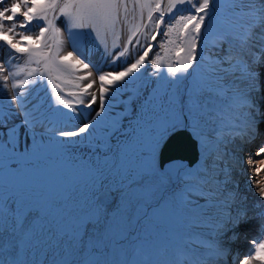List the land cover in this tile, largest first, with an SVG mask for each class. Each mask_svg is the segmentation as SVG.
Segmentation results:
<instances>
[{
	"label": "snow or ice",
	"instance_id": "snow-or-ice-1",
	"mask_svg": "<svg viewBox=\"0 0 264 264\" xmlns=\"http://www.w3.org/2000/svg\"><path fill=\"white\" fill-rule=\"evenodd\" d=\"M185 5L184 14L166 19ZM33 24L38 32L28 31ZM161 35L167 39L159 46L174 45L175 60L150 55ZM87 38L118 70L96 69L80 50ZM0 47L6 49L0 58L6 166L23 169L56 143L65 162L83 166L91 178L83 209L78 186L50 205L26 193L8 196L0 232L12 243L0 247L10 248L12 259L0 264H26L20 260L24 243L37 228L56 243L36 264H264V240L253 241L254 250L243 257L225 243L238 238L242 224L264 228V181L255 179L264 158L245 161L237 154L264 136V0H0ZM21 59L23 65L13 63ZM149 66L148 75L167 87L127 89ZM54 71L71 72L77 90L66 91ZM41 86L46 110L32 100ZM125 90L132 94L113 111L114 95ZM77 119L72 128L62 126ZM185 128L200 157L168 167L163 149ZM81 140L87 141L86 158L72 151ZM236 140L238 149H230ZM255 155L264 157V142ZM245 163L259 198L255 205L233 178ZM168 216L191 229L170 250L149 251L147 238L161 224L170 229ZM133 232L136 243L126 246Z\"/></svg>",
	"mask_w": 264,
	"mask_h": 264
},
{
	"label": "bare ground",
	"instance_id": "bare-ground-1",
	"mask_svg": "<svg viewBox=\"0 0 264 264\" xmlns=\"http://www.w3.org/2000/svg\"><path fill=\"white\" fill-rule=\"evenodd\" d=\"M171 18H174V15ZM166 19H169V18L166 17ZM60 23H62V22H60ZM172 35H173V38H175V31L173 32ZM166 39L167 38L164 37L163 35L159 36L157 38V42H156L157 46L154 47L153 52L150 55L154 57L157 54H159L160 56L165 57L166 60H175L176 59V57H175L176 48H175L174 45L165 43L163 48H161L159 46V41H165ZM110 43H111V41H109V44ZM2 48L3 47H0V49H2ZM67 50H71L70 43H68V44L65 45V51H67ZM80 50L82 52H84V54L86 53V51H88V52H90L92 54V55L91 54H85V55L89 58L90 62L96 67V69H98L99 71H107V70H109V68H107V67L110 66V65H107V62L105 64H103V63H101L102 62V59L100 61L99 58L95 57L96 52H99L100 53V51L98 50L97 45L93 42V40L91 38H87L86 40H84L81 43ZM152 70L153 69H152L151 66L145 68L143 70V72L141 73L140 77L138 78V80L135 81V82H132L131 84H129L127 86V89L134 90L135 87L140 82H144V81H145V83H147L149 85V87L154 86L156 83H161V87L162 88L167 87V82H165V81H155V79L153 77H151V76L148 75V73L151 72ZM67 73H70L71 74V72H67ZM67 73H65V74H67ZM65 74H60V73H57V72L54 71L53 72V79H56V77L59 76L60 78L56 82L61 83L62 86H65L68 83V81L66 82V79H65V76H64ZM80 74H83V73H78L76 75H80ZM96 74H98V72L97 73H94V75H96ZM72 76H73V78H72ZM71 78L73 79V82L71 83V85L65 86V88H67V89H70V88H74L75 89V87H74L75 76L73 74H71V77L69 79L71 80ZM39 89H40V92H39L40 93V97H38L39 96L38 95L37 97L39 99L38 98H35L33 101L35 103L41 104V107L46 110L47 109V93H46V90L42 86ZM70 90L71 91H75L77 89H75V90L70 89ZM129 90H125V92H128L127 93V96L132 94V91H129ZM125 99H127V97H125ZM70 121H73V120H70ZM185 129L191 134V136L195 140V136L193 135L192 130L191 129H188V128H185ZM230 147L231 146L229 145V148ZM196 149H197V158L199 159V157H200V149H199L197 143H196ZM38 154H42L43 156H35L33 158L32 162L29 165L25 166L23 169H20V172H18L19 173V176H18V179L19 180H22L23 177H21V176H24V177H34L35 174L33 172H39L41 170H44L49 165H53L55 168H61V167L62 168H66V170H68L70 172L76 171L77 169H82V168H79L77 166H72V165L67 164L65 162V159H64L63 155H62V151L60 150L59 146H57L56 144H54V145L52 144V145L46 146V148L44 149V151H42V152H40ZM181 163L182 164H185V162L182 161V160H180V159H169V160H167V166L168 167H172L173 164H181ZM0 164H6L5 159H4V157L2 155H0ZM46 181H48V180H46ZM47 184H49V182ZM17 185H18L17 186V189L19 191H23V190H25V192L27 191V186L25 188H23L19 184H17ZM44 185H45V183H44ZM37 187L40 188L41 186L38 185ZM112 198L113 199L117 198V195L115 193H113L112 194ZM173 222L176 225H179L178 222H176L175 220H173ZM31 260L32 259H30L28 261H31Z\"/></svg>",
	"mask_w": 264,
	"mask_h": 264
},
{
	"label": "rangeland",
	"instance_id": "rangeland-1",
	"mask_svg": "<svg viewBox=\"0 0 264 264\" xmlns=\"http://www.w3.org/2000/svg\"><path fill=\"white\" fill-rule=\"evenodd\" d=\"M179 7H181L183 11L182 12L175 13L174 14V18L167 19L169 22H171L172 20L175 19V15L184 14V12H186L188 10V8H189V6H187V5H185V6H179ZM62 20L63 19L61 18V20L58 22L60 24V26H64V23H63L64 21H62ZM60 22H62V23H60ZM28 31L29 32H33V33L38 32L37 25L36 24H33L32 27L28 29ZM1 53H2V50L0 49V54ZM85 54H91V53L88 52V51H86ZM4 55H5V52L2 53V56H4ZM205 55H207V50H205ZM95 57L99 58L100 61L102 59V62L101 63H103V64L106 63L101 53L96 52ZM13 63H19V64L23 65L24 64V60L21 59V60H18V61H14ZM107 65H110L109 70H113V71L118 70V65H116V64H109V63H107ZM120 66H122V65H120ZM65 77L70 78L71 75L69 73H67ZM21 78H22V76H21ZM72 78H73V76H72ZM72 78H71V80L65 86L71 85V83L73 82V79ZM180 87L182 88L183 85H180ZM39 88H41V87H38L33 92V94H35L36 96L39 95L38 97H40V93H39L40 92V89ZM70 89L75 90L74 88H70ZM70 89H67V90L71 91ZM127 93L128 92L121 91V92H117L115 95H123L124 97H126L127 96ZM3 96H4V94L3 93H0V99H2ZM111 102H112V104L114 106L113 107V111H114L116 109L115 106L117 105V102L116 101H114V103H113V101H111ZM85 144L86 143H83L80 146V150L82 152L83 157H88L90 155V152H89V149L87 147H85ZM133 160H134V157H133ZM77 167L82 168V169H77L75 172L69 173L70 176H67V177H56L54 179L52 178V180H55L56 184H59L61 187L53 190V192H47V193H45V195L38 194V197H42L43 198L42 200H40L38 202H40V203H46V204H49V205L50 204H53V203H59L60 201H62L64 199L65 192L68 189H70V188L76 189L77 186H78L79 187V191L81 193V199H80L79 204L77 205V207H80L81 209H83V207H84L83 193L85 191L84 186H85V184H90L91 178L88 175L87 170L84 167H82V166H77ZM18 172H20V169H17V171H16V170H12V169L8 168L6 165L0 164V201L2 200V204L0 205V223L3 222V212H4L3 201L8 196H11V195H21V194H25V193L27 195L32 196L35 193L32 190H27L25 192V190L19 191L17 189V186H18L17 184H19L23 188H25L27 185L32 184V180H31L30 177L21 176L23 178H22V180H19L18 179V176H19V173ZM34 182L35 183H40V180L38 181L37 179H35ZM47 183L48 182H45V185L43 183V185L46 188H50V186L53 185L50 182H49V184H47ZM180 223L182 225H184L185 228H191V225L190 224H184L182 221H180ZM63 227L66 228V229L67 228L71 229L72 228V224L71 223H66V224L63 225ZM164 228H165V226L161 224L160 229H164ZM135 236H136V232H133L132 233V236H130V239L133 240V243L132 244H135L136 243V240L134 239ZM147 240H148V249H149V251L155 252L156 250L160 249V247H158V249H156L153 246L154 241H153L152 238H149L148 237ZM180 241L183 243V240H180ZM156 245H158V241L156 242Z\"/></svg>",
	"mask_w": 264,
	"mask_h": 264
},
{
	"label": "water",
	"instance_id": "water-1",
	"mask_svg": "<svg viewBox=\"0 0 264 264\" xmlns=\"http://www.w3.org/2000/svg\"><path fill=\"white\" fill-rule=\"evenodd\" d=\"M144 82H140L139 84H143ZM122 98L125 99L123 95H115L117 104ZM117 110L118 109L116 108L114 111ZM74 121L75 120H73L72 122ZM62 126H66L68 128L73 127V125L67 123L66 121L62 122ZM176 140H178L179 142L175 143ZM195 143H196L195 140L189 138V134L187 131L185 130L177 131L175 134L171 135L170 138L168 139L163 149V158L166 161L171 158L183 159L185 165H187L190 161L197 160V149L195 147Z\"/></svg>",
	"mask_w": 264,
	"mask_h": 264
}]
</instances>
